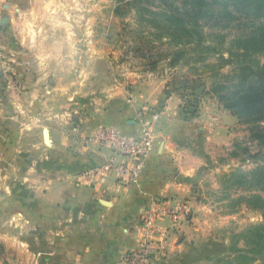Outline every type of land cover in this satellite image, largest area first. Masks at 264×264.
Wrapping results in <instances>:
<instances>
[{"label":"crops","instance_id":"obj_1","mask_svg":"<svg viewBox=\"0 0 264 264\" xmlns=\"http://www.w3.org/2000/svg\"><path fill=\"white\" fill-rule=\"evenodd\" d=\"M90 2L96 6L94 0H0V51L17 57L13 67L35 73L19 83L27 94L20 89L9 95L8 66L0 61V216L20 215L13 231L19 239H0L8 253L13 245L21 251L13 264H128L126 254L147 239L160 241L151 264H202L196 248L204 236L194 218L187 225L160 218L154 225L165 232H158L148 230L144 216L156 199L179 203L187 214L202 209L192 189L203 164L197 144L201 137L207 145L228 144L227 120L234 124L235 118L218 105L186 117L167 80L148 78L136 81L128 103L118 107L109 99L104 110L89 111L93 117L71 114L69 121L68 110H57L54 102L58 93L67 95V72L82 71L85 55L101 53L95 17L85 13ZM151 109L153 146L136 177L126 183L115 169L103 171L108 160L119 164L125 158L95 133L112 128L136 138L144 111ZM210 112L220 116L212 121ZM204 241L202 246L211 247V234Z\"/></svg>","mask_w":264,"mask_h":264},{"label":"rangeland","instance_id":"obj_2","mask_svg":"<svg viewBox=\"0 0 264 264\" xmlns=\"http://www.w3.org/2000/svg\"><path fill=\"white\" fill-rule=\"evenodd\" d=\"M94 1L96 6L92 7V2H90L85 13L95 17L94 30L100 35V38L95 39V43L101 53L99 56L85 55L82 71L67 72V95L60 96L59 93L57 94V100L54 101L57 103V110H61V108L68 110L69 121L73 118L71 114L91 118L93 115L89 114V111L91 112L94 107L104 110L109 99L114 100L118 107L121 103H128L136 81L158 78L166 79L168 85H171L170 90L177 93L180 98V111L183 115H187L186 117L197 118L203 107L205 113L210 110L216 111V105L234 116V124H232L230 117L227 120L231 123L228 130L231 129L230 131H232L228 144L214 142L207 145L203 137L197 144L195 154L203 164L197 170L196 184L192 186V189H196L194 201L202 209L193 213L188 211V214H183L181 218L176 220L167 215L160 216L158 214L154 220L163 218L175 225L178 223L187 225L195 222V226L202 228V236L211 234L213 239L211 247L202 246L205 242L203 237L201 244L196 248L198 261H201L202 264H239L234 260L236 255L234 249H242L243 251L248 248L244 237L247 235L246 230L249 226L264 222V207L254 208L251 202L238 200V197L249 196L253 192H259L264 196V191H257L255 188L246 190L240 185L229 187L227 180L229 182L233 180L230 176L234 172H249L257 165L262 164L261 158L264 155V147L260 146L258 140L251 136L252 132L248 125L241 123L210 90L215 82L224 81L226 79L224 76L230 75L232 68L236 66L235 62L232 64L223 62L228 57V51L225 50L227 44L233 38L248 33L253 23L244 20L239 25L233 23L229 28L222 30L204 28L206 32L226 34L223 52L214 53L204 49L187 48L183 56H179L178 60L173 62L174 47L144 31L132 5L128 4L127 0ZM178 1L180 0H176V2ZM88 41L86 40L85 43L87 44ZM208 41L215 45L219 40L214 36H208ZM253 57L259 62L264 60L263 54H255ZM24 58L28 61L29 56L26 55ZM16 60V56L3 55V51H0V61L8 66L5 74L8 84H10L7 93L13 96H17L20 89H22V93L27 94L28 87L20 88L19 83L35 77L34 71L28 68L20 70L13 67V64L16 65ZM82 82L83 84H81ZM114 94H116L115 97H113ZM97 97L100 99L97 100ZM60 99L65 101L63 102L64 107H61ZM7 112H9V108H7ZM149 113L151 116L155 115L152 109L147 114ZM211 114L212 112L208 113L207 117H210L212 121L220 116L217 113L219 116ZM212 121L209 120L211 123ZM13 123L15 126L18 124L17 121H13ZM4 203L6 208L12 206V202L8 199H5ZM18 215L0 216V238L6 236V240H13L16 236V240L19 239V233L13 232L17 228L16 224L20 216ZM192 218H194L193 222L191 221ZM156 226L158 227V225ZM159 226V230L156 231L165 232L163 227ZM25 232L23 231L21 234H26ZM155 242L157 246H160L159 240ZM0 243L3 245L0 263L13 264L12 261L19 253L18 249L13 245L9 249L10 253H8V245L1 239ZM27 252L29 251L27 250ZM18 263L19 261L16 262V264ZM249 264H264V252Z\"/></svg>","mask_w":264,"mask_h":264},{"label":"trees","instance_id":"obj_3","mask_svg":"<svg viewBox=\"0 0 264 264\" xmlns=\"http://www.w3.org/2000/svg\"><path fill=\"white\" fill-rule=\"evenodd\" d=\"M127 3L132 5L144 31L174 47L173 62L187 48L223 52L226 34L206 32L204 28L222 30L244 20L253 23L248 33L227 44L228 57L221 58L225 63L235 62L236 66L230 75L224 76V81L215 82L210 91L241 123L248 125L251 136L264 147V60L259 62L253 57L264 55V0H127ZM208 36L218 38V43H209ZM261 161L262 164L249 172L232 173L233 180H227L228 186L264 191V155ZM239 199L251 202L254 208L264 207V196L259 192ZM246 232L248 248L234 249V260L239 264H249L264 252V222L249 226ZM2 250L0 243V253Z\"/></svg>","mask_w":264,"mask_h":264},{"label":"built area","instance_id":"obj_4","mask_svg":"<svg viewBox=\"0 0 264 264\" xmlns=\"http://www.w3.org/2000/svg\"><path fill=\"white\" fill-rule=\"evenodd\" d=\"M145 119L142 121L141 134L134 138L117 133L112 128L99 129L94 137L100 143L109 146L113 152L120 154L125 159L123 162L116 164L112 160H108L102 167L103 171L115 169L116 172L126 183L131 182L142 167L143 160L150 153L153 146V137L150 121L154 118L146 110ZM174 207V208H172ZM167 215L174 220L181 218L183 214H187V210L183 205L178 204L171 206L165 200H154L148 211L144 216V225L150 231L159 230V227L154 225V218L157 215ZM158 246L156 242L150 239L142 242L140 247L126 254V261L128 264H151L152 252Z\"/></svg>","mask_w":264,"mask_h":264},{"label":"water","instance_id":"obj_5","mask_svg":"<svg viewBox=\"0 0 264 264\" xmlns=\"http://www.w3.org/2000/svg\"><path fill=\"white\" fill-rule=\"evenodd\" d=\"M5 20L3 18V20L0 22V28H1V25L4 24ZM45 137H46V132H45Z\"/></svg>","mask_w":264,"mask_h":264}]
</instances>
